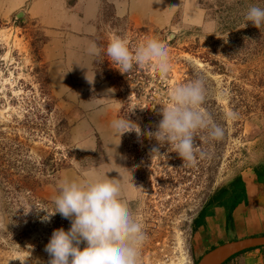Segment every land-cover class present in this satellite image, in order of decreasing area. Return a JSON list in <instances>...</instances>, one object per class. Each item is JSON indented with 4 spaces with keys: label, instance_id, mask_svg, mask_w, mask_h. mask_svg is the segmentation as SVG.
I'll return each instance as SVG.
<instances>
[{
    "label": "rangeland",
    "instance_id": "rangeland-1",
    "mask_svg": "<svg viewBox=\"0 0 264 264\" xmlns=\"http://www.w3.org/2000/svg\"><path fill=\"white\" fill-rule=\"evenodd\" d=\"M250 5L264 7V0L103 1L93 35L100 54L90 59L89 84L70 70L50 82L39 55L42 29L23 14L15 16L26 3L9 10L0 0V264H48L45 246L53 230L71 226L59 213L42 221L54 210L57 181L81 178L93 168L112 170L108 177L124 185L147 235L141 264H195L209 244L204 232L226 228L232 207L243 199L235 178L263 184L264 26L243 27ZM114 35L130 50L158 40L169 53L170 72L161 78L144 68L136 95L137 79L127 81L105 54ZM197 77L206 86L202 109L225 135L214 141L198 131L196 163L189 165L180 157H161L164 149L152 153L161 148L143 134L156 130L169 90ZM119 81L127 82L124 96L137 106L134 123L145 130L134 132L139 154L132 161L125 158V133L119 137L111 127L123 103Z\"/></svg>",
    "mask_w": 264,
    "mask_h": 264
},
{
    "label": "clouds",
    "instance_id": "clouds-1",
    "mask_svg": "<svg viewBox=\"0 0 264 264\" xmlns=\"http://www.w3.org/2000/svg\"><path fill=\"white\" fill-rule=\"evenodd\" d=\"M153 2L160 4L162 0ZM243 19V27L251 22L254 27L261 28L264 7L250 5ZM89 52L100 54L95 43L91 44ZM105 54L109 62L119 66L121 73H129L135 65L141 69L151 68L164 78L171 69L166 47L155 39H146L130 50L125 39L114 35ZM86 80L92 84L94 75L91 79L86 76ZM167 95L168 104L160 111L162 119L156 130L144 134L155 139L161 147L171 146L183 162L195 164L196 133L206 130L210 139L220 141L225 129L202 109L206 100L202 78L176 85ZM235 117L236 113H229V118ZM111 127L119 137L125 132L141 135L140 128L128 119V115L113 120ZM152 153L158 154L159 148L154 147ZM204 155L200 153L201 157ZM110 171L93 168L81 178L64 177L57 181L56 194L52 197L54 210L46 212L42 221L50 222L51 217L59 213L71 226L67 231L63 228L53 230L45 246L50 257L48 264H141V249L147 235L129 206L124 185L118 179H110L107 175ZM82 243L84 247L81 248Z\"/></svg>",
    "mask_w": 264,
    "mask_h": 264
},
{
    "label": "crops",
    "instance_id": "crops-1",
    "mask_svg": "<svg viewBox=\"0 0 264 264\" xmlns=\"http://www.w3.org/2000/svg\"><path fill=\"white\" fill-rule=\"evenodd\" d=\"M9 10L26 3L22 14L36 22L45 38L39 55L44 62L48 79L55 73L60 79L71 75L91 79L88 72L93 56L89 52L97 26L99 6L106 0H2ZM244 181V180H243ZM243 199L230 211L228 226L219 225L204 232L207 243H220L248 236L264 235V190L253 181H244ZM220 264H264V246L247 249L232 255Z\"/></svg>",
    "mask_w": 264,
    "mask_h": 264
},
{
    "label": "trees",
    "instance_id": "trees-1",
    "mask_svg": "<svg viewBox=\"0 0 264 264\" xmlns=\"http://www.w3.org/2000/svg\"><path fill=\"white\" fill-rule=\"evenodd\" d=\"M127 75L129 77H126L127 81L128 79L131 77V78H136V84H135V94L138 95V92H140L141 88H142V85H141V76L143 75V69L139 68L138 66H135L133 67V69L127 73ZM119 77V76H118ZM115 87L117 88V91L119 94L118 96H121L122 99H123V103L122 105L120 106L119 108V112H118V117L119 118H126L127 115H128V119L131 120L133 123H134V115H133V111L135 109H137L136 105H131V99L130 98H127L124 96L125 94V91L128 90V84L127 82L126 83H121V81L117 82L115 84ZM132 112H130V110H132ZM130 112V113H129ZM144 120H147L148 121V118L144 117ZM143 123L144 122H141L139 125L140 127L142 128L143 126ZM142 133L145 132V130L142 128ZM143 139L147 140L148 141V138L145 134H143ZM124 140H125V143H124V146H125V158L127 161H132V160H137V155L139 154L138 153V150H137V145H136V142H135V133L134 132H125V137H124ZM218 144V143H217ZM161 148V151L159 152V154L162 152V149H164V151L162 152V155L161 157H167V156H171L172 159L175 158V157H179L177 155V153H175L173 150H171V146L165 144L164 146H160ZM176 164V162H175ZM174 164V166H175ZM164 175H167L166 178L168 177L169 179L172 178L171 174L169 171H164ZM141 177H143V174H140ZM261 179L260 176H258V178L256 179L257 181H259ZM159 183H160V186H162V183L164 180H162V178H159ZM235 182L238 183V186H239V190L238 192L241 194V195H244V185H243V182L241 180V178L239 176H237L235 178ZM158 186V187H160ZM18 188L22 187V186H17ZM161 188V187H160ZM195 224L198 223V219L195 218Z\"/></svg>",
    "mask_w": 264,
    "mask_h": 264
},
{
    "label": "water",
    "instance_id": "water-1",
    "mask_svg": "<svg viewBox=\"0 0 264 264\" xmlns=\"http://www.w3.org/2000/svg\"><path fill=\"white\" fill-rule=\"evenodd\" d=\"M21 14V10L15 12V16H20ZM242 182L244 185L243 180ZM255 182L259 181L255 179ZM262 185H264V179ZM262 185L260 190L263 188ZM259 246H264V235L248 236L240 239L228 240L203 251L197 258L195 264H220L225 259L236 253Z\"/></svg>",
    "mask_w": 264,
    "mask_h": 264
},
{
    "label": "flooded vegetation",
    "instance_id": "flooded-vegetation-1",
    "mask_svg": "<svg viewBox=\"0 0 264 264\" xmlns=\"http://www.w3.org/2000/svg\"><path fill=\"white\" fill-rule=\"evenodd\" d=\"M216 243H213V244H208L201 252H200V254L203 252V251H205L206 249H208V248H211L213 245H215ZM199 254V255H200ZM199 257V256H198Z\"/></svg>",
    "mask_w": 264,
    "mask_h": 264
}]
</instances>
